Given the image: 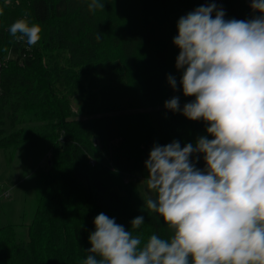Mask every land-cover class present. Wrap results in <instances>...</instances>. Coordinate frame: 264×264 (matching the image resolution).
<instances>
[{"label":"trees","instance_id":"1","mask_svg":"<svg viewBox=\"0 0 264 264\" xmlns=\"http://www.w3.org/2000/svg\"><path fill=\"white\" fill-rule=\"evenodd\" d=\"M223 1L225 19L259 15L246 0ZM210 3L104 0V10L92 12L88 0H0V155L9 160L27 146L46 159L33 172L40 191L32 220L22 225L27 232L0 226V264H83L100 213L126 229L143 216L145 223L132 230L142 242L170 235L163 218L144 207L138 182L147 176L154 144L176 140L183 147L207 135L203 121L164 103L178 96L183 108L194 99L179 85L173 38L180 17ZM130 4L135 8L126 17L108 12ZM18 19L39 24L36 45L10 34ZM75 96L81 100L76 112ZM196 167H205L202 155Z\"/></svg>","mask_w":264,"mask_h":264},{"label":"clouds","instance_id":"2","mask_svg":"<svg viewBox=\"0 0 264 264\" xmlns=\"http://www.w3.org/2000/svg\"><path fill=\"white\" fill-rule=\"evenodd\" d=\"M87 7L104 10V0ZM250 8L259 15L225 19L210 3L177 21L175 67L183 95L194 99L181 108L173 96L164 107L203 121L207 135L183 147L154 144L145 161L153 195L144 207L163 218L170 235L142 242L132 230L143 216L126 229L100 213L83 264H264V0H250ZM9 32L28 46L41 39L39 24L27 19ZM167 82L177 91L174 76ZM201 155L203 169L196 167Z\"/></svg>","mask_w":264,"mask_h":264},{"label":"rangeland","instance_id":"3","mask_svg":"<svg viewBox=\"0 0 264 264\" xmlns=\"http://www.w3.org/2000/svg\"><path fill=\"white\" fill-rule=\"evenodd\" d=\"M129 7L127 10L123 5H116L114 8L113 6H109L108 12L126 17V13L130 9L135 8L134 4H130ZM223 7L225 9L224 1ZM43 49L45 59V45H43ZM80 104V98L77 96L73 97L72 109L74 112L77 111ZM45 164V157H38L27 146H22L15 157H9V160L3 155H0L2 191L10 190V196L0 197V226L7 224L18 225L19 231L27 232V228H23L22 225H27L32 220L40 191L38 177L33 172L39 165L45 167ZM138 186L145 199L153 195L147 189L144 179L138 182Z\"/></svg>","mask_w":264,"mask_h":264},{"label":"built area","instance_id":"4","mask_svg":"<svg viewBox=\"0 0 264 264\" xmlns=\"http://www.w3.org/2000/svg\"><path fill=\"white\" fill-rule=\"evenodd\" d=\"M214 3L217 4L218 7L222 8L224 11V7H223V0H213ZM247 4L250 5V0H246ZM92 163H94V161L92 160ZM2 196H10V190H4L0 192V197Z\"/></svg>","mask_w":264,"mask_h":264},{"label":"water","instance_id":"5","mask_svg":"<svg viewBox=\"0 0 264 264\" xmlns=\"http://www.w3.org/2000/svg\"><path fill=\"white\" fill-rule=\"evenodd\" d=\"M1 67H2V66H1V63H0V69H1Z\"/></svg>","mask_w":264,"mask_h":264}]
</instances>
